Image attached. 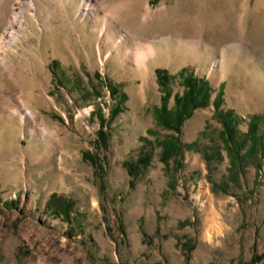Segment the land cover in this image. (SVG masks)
<instances>
[{
    "label": "rangeland",
    "instance_id": "obj_1",
    "mask_svg": "<svg viewBox=\"0 0 264 264\" xmlns=\"http://www.w3.org/2000/svg\"><path fill=\"white\" fill-rule=\"evenodd\" d=\"M79 1L37 0L6 48L0 264H249L264 253V0H98L96 20ZM189 41L201 43L198 58ZM157 67L173 74L171 106L183 68L211 84L179 130L157 117ZM221 83V108L240 118L230 141L214 104ZM103 120L111 140L98 168L83 152H97ZM143 136L153 158L131 187ZM171 140L181 152L164 159Z\"/></svg>",
    "mask_w": 264,
    "mask_h": 264
},
{
    "label": "trees",
    "instance_id": "obj_2",
    "mask_svg": "<svg viewBox=\"0 0 264 264\" xmlns=\"http://www.w3.org/2000/svg\"><path fill=\"white\" fill-rule=\"evenodd\" d=\"M157 77L163 91L161 96V104L156 109V114L161 123L166 126L174 127L179 130L184 121L191 115L192 110L195 107L204 105L209 102L212 87L209 80L206 77H199L193 73L186 72L183 68L180 73L183 74V80L185 89L182 93L176 92L174 94V105H170V97L172 95V87L170 80L173 74L166 67H157ZM111 90L116 94L117 90L114 85H111ZM224 83H221L220 89L217 95L214 97V104L216 107V115L218 114L222 120L224 126V135L228 141H230L237 133V123L239 115L234 108H221L223 100ZM122 95L125 97L126 93L123 91ZM122 96V97H123ZM120 107L116 105L113 113H117ZM260 114H254L248 130V136L255 142L256 138L262 139L261 135L257 136V123L260 118ZM106 126V127H105ZM98 144L97 152L91 150H85L83 152L84 158L90 160L96 167L102 168L100 163L101 153L100 148L108 149L111 140V130L108 128V121L103 120V124L98 130ZM145 142L142 145L143 151L139 157L135 160H130L127 163L128 172L131 175L130 186L135 187L137 184V178L146 170L150 165L153 158V148H148V137L143 136ZM259 139V140H260ZM182 145L177 141H165L164 142V156L162 158L167 159L171 154L181 150ZM181 152V151H180ZM104 186L103 183H101ZM264 260V253L256 254L252 258L249 264H260Z\"/></svg>",
    "mask_w": 264,
    "mask_h": 264
},
{
    "label": "bare ground",
    "instance_id": "obj_3",
    "mask_svg": "<svg viewBox=\"0 0 264 264\" xmlns=\"http://www.w3.org/2000/svg\"><path fill=\"white\" fill-rule=\"evenodd\" d=\"M66 5L74 0H65ZM77 12L84 16H91L95 20L100 16V8L98 0H80ZM118 4V2L116 3ZM128 5L137 7L139 1L131 0ZM117 8H121V5H116ZM37 9V0H0V70L5 67H1L5 63L4 58L6 56V48H14L18 44V32H21L22 17L23 15L29 16L32 19L36 15L34 14ZM109 21L115 22V19H111L109 14L105 15ZM114 18V17H113ZM108 23V22H107ZM102 39L98 42V52L100 55L104 54V40L109 37V32H106V28L102 30ZM124 38V37H122ZM185 43V42H184ZM189 57L198 58L201 54V43L189 41L184 44ZM157 53L155 43L149 44L148 47H143L139 53L141 60H148L155 56ZM103 63V61H102ZM145 76V74H144Z\"/></svg>",
    "mask_w": 264,
    "mask_h": 264
}]
</instances>
